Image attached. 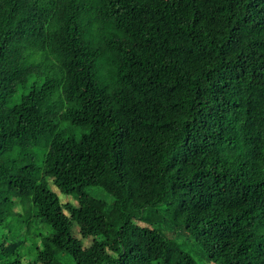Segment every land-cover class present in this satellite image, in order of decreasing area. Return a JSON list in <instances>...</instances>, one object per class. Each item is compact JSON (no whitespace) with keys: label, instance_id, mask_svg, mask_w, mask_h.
<instances>
[{"label":"trees","instance_id":"1","mask_svg":"<svg viewBox=\"0 0 264 264\" xmlns=\"http://www.w3.org/2000/svg\"><path fill=\"white\" fill-rule=\"evenodd\" d=\"M0 264H264V0H0Z\"/></svg>","mask_w":264,"mask_h":264},{"label":"rangeland","instance_id":"2","mask_svg":"<svg viewBox=\"0 0 264 264\" xmlns=\"http://www.w3.org/2000/svg\"><path fill=\"white\" fill-rule=\"evenodd\" d=\"M59 195H60L62 201L71 200V197L70 196L63 195V194H59ZM74 229L75 230L72 232L71 235L80 238L81 235H80V225H79V223H76L75 224V228ZM86 243L88 244V241L87 240H86Z\"/></svg>","mask_w":264,"mask_h":264}]
</instances>
